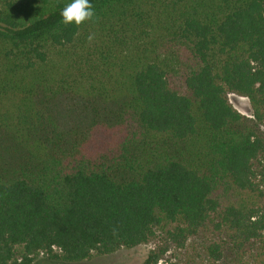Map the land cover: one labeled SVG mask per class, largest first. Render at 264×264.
Segmentation results:
<instances>
[{
	"label": "trees",
	"instance_id": "1",
	"mask_svg": "<svg viewBox=\"0 0 264 264\" xmlns=\"http://www.w3.org/2000/svg\"><path fill=\"white\" fill-rule=\"evenodd\" d=\"M66 2L0 0V264L208 230L264 264V0Z\"/></svg>",
	"mask_w": 264,
	"mask_h": 264
},
{
	"label": "rangeland",
	"instance_id": "2",
	"mask_svg": "<svg viewBox=\"0 0 264 264\" xmlns=\"http://www.w3.org/2000/svg\"><path fill=\"white\" fill-rule=\"evenodd\" d=\"M227 98L235 111L248 121L252 120L250 104L246 98L233 94L228 95ZM259 131L264 137V128H260ZM222 241L228 243L224 237H217V233L208 230L187 239L183 246H179L171 242L165 233L157 232L155 238L146 244L131 249H120L110 255L92 254L89 259L79 264H145L151 253H156L159 257L156 264H210L212 260L206 248L214 242L222 246ZM228 244L223 245L225 250L217 264H257L259 262L255 259L258 251L254 247L236 251L232 249L230 243ZM33 264L52 263L44 257H38Z\"/></svg>",
	"mask_w": 264,
	"mask_h": 264
},
{
	"label": "clouds",
	"instance_id": "3",
	"mask_svg": "<svg viewBox=\"0 0 264 264\" xmlns=\"http://www.w3.org/2000/svg\"><path fill=\"white\" fill-rule=\"evenodd\" d=\"M59 15L63 25L80 26L92 22L96 13L91 0H67ZM92 38L90 34L88 39Z\"/></svg>",
	"mask_w": 264,
	"mask_h": 264
}]
</instances>
